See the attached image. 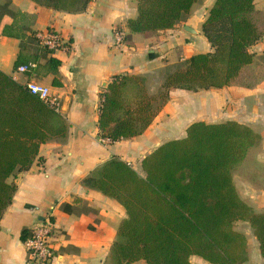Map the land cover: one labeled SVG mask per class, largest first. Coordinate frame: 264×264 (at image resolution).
I'll return each instance as SVG.
<instances>
[{
  "label": "trees",
  "instance_id": "16d2710c",
  "mask_svg": "<svg viewBox=\"0 0 264 264\" xmlns=\"http://www.w3.org/2000/svg\"><path fill=\"white\" fill-rule=\"evenodd\" d=\"M67 12L83 11L91 0H31ZM137 15L128 18L130 32L174 28L197 0H135ZM16 12L0 4V34L20 39L14 68L45 60L52 85L60 60L25 34L15 23ZM201 30L212 50L199 52L159 70V85L150 92L146 76L114 75L101 94L99 136L110 143L143 133L169 99L172 88L198 91L225 86L252 87L264 76L249 46L264 34V11L254 0H214ZM260 61L264 55L257 56ZM64 117L0 70V218L16 186L15 171L27 170L39 147L64 138ZM261 136L235 120L191 122L181 138L163 142L141 160L145 176L113 157L83 179V184L117 200L126 210L116 229L108 264H192L196 255L212 264H244L245 235L234 228L247 221L258 241L264 264V210L257 212L235 185L236 167L253 158ZM30 234L24 228L21 239Z\"/></svg>",
  "mask_w": 264,
  "mask_h": 264
},
{
  "label": "crops",
  "instance_id": "0c3cea01",
  "mask_svg": "<svg viewBox=\"0 0 264 264\" xmlns=\"http://www.w3.org/2000/svg\"><path fill=\"white\" fill-rule=\"evenodd\" d=\"M196 2L180 28L182 19L174 28L130 32L126 21L137 15L135 0H91L80 12L56 10L31 0H0V4L6 3L16 12L15 23L25 34L53 30L69 45L53 53L60 60L55 75L61 82L54 86V74L47 71L44 59L30 71H16L13 64L20 39L0 34V70L21 84L36 80L48 86L59 100V113L67 123L64 138L42 143L31 166L15 171L7 179L16 189L0 218V264H29L21 231L47 218L59 233L53 243L54 257L47 264H108L117 225L127 213L117 200L84 185L83 179L113 157L128 162L140 176H145L142 158L163 142L183 137L191 122L235 120L259 133L261 147L264 146V76L252 87L202 89L200 92L207 95L200 96L198 108L195 96L189 94L193 91L172 88L169 99L143 133L112 143L99 140L101 94L114 75H144L148 90L153 92L159 85V70L166 63L212 50L201 26L214 0L195 6ZM254 8L264 11V0H254ZM116 29L124 33L121 43L114 40ZM248 49L255 56L253 66L260 64L264 68V60L257 58L264 55V34ZM222 92L232 94L225 97ZM235 96H244L241 104L251 105V116L223 115V102ZM235 185L255 211L264 210V188L249 186L252 192L245 199L236 182ZM254 243L256 253L251 255L247 249L244 264H263L258 241L254 239ZM132 264L146 263L138 260Z\"/></svg>",
  "mask_w": 264,
  "mask_h": 264
},
{
  "label": "built area",
  "instance_id": "2783aa9c",
  "mask_svg": "<svg viewBox=\"0 0 264 264\" xmlns=\"http://www.w3.org/2000/svg\"><path fill=\"white\" fill-rule=\"evenodd\" d=\"M42 45L50 49H68L69 45L63 41L60 34L53 30H48L43 33H37ZM124 38V33L120 29L114 31V40L116 43H121ZM35 66V63L19 65L15 70L18 72H27ZM28 90L44 100L54 110L59 112V100L50 93L49 87L41 84L36 80H28L25 83ZM103 143H110L107 138L99 137ZM30 234L22 240L29 264H47L54 257V239L59 235L55 230L53 222L50 219H44L35 224L30 230Z\"/></svg>",
  "mask_w": 264,
  "mask_h": 264
},
{
  "label": "rangeland",
  "instance_id": "374dc122",
  "mask_svg": "<svg viewBox=\"0 0 264 264\" xmlns=\"http://www.w3.org/2000/svg\"><path fill=\"white\" fill-rule=\"evenodd\" d=\"M205 1L208 2V0H198L195 6L205 3ZM185 19H187V15H184L182 20L179 22L178 24L179 28L181 27ZM193 92L194 93H189V94L195 96L194 103L196 104V107L198 108L200 96L203 97L207 95L205 94L207 92H203V91L200 92V90L193 91ZM228 94H232V93L222 92L221 96L227 97ZM235 97L236 99L229 100V98H227L226 99L227 102L226 103L223 102L222 108H221L223 110L222 111L223 115H225L226 113H229L231 117L234 116V117H241V118H247L251 116V113H249L251 110L250 109L251 105L247 104L248 106H246V105L241 104V98H243L244 96L243 97L235 96ZM244 107H247V110H248L247 112ZM242 116H245V117H242ZM233 176H234L235 182L238 185L242 195L245 196V199H247V197H249L248 195L250 194V192H252L250 191L249 186L251 187L257 186V188L258 187L264 188V146L258 149V151L254 154L253 158H251L248 161H244L241 165L236 167ZM249 181H252V183L254 184L256 183V185H252ZM251 207L253 208V206ZM234 228L242 232L245 235L247 249H248L249 254L253 255L254 253H256V245L254 243L255 237L253 235V231L249 223L247 221H236L234 223ZM191 263L192 264H212L210 262L203 260L202 258L196 255L191 257Z\"/></svg>",
  "mask_w": 264,
  "mask_h": 264
},
{
  "label": "water",
  "instance_id": "95a60500",
  "mask_svg": "<svg viewBox=\"0 0 264 264\" xmlns=\"http://www.w3.org/2000/svg\"><path fill=\"white\" fill-rule=\"evenodd\" d=\"M185 29H187L188 31H194L193 29H191L190 27H187V26H185Z\"/></svg>",
  "mask_w": 264,
  "mask_h": 264
}]
</instances>
